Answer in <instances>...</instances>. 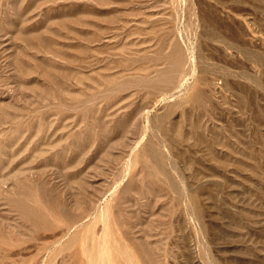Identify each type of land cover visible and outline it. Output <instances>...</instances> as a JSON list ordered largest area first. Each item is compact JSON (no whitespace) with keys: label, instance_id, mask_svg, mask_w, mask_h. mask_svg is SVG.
I'll return each instance as SVG.
<instances>
[{"label":"rangeland","instance_id":"1","mask_svg":"<svg viewBox=\"0 0 264 264\" xmlns=\"http://www.w3.org/2000/svg\"><path fill=\"white\" fill-rule=\"evenodd\" d=\"M135 261L264 264V0H0V264Z\"/></svg>","mask_w":264,"mask_h":264},{"label":"bare ground","instance_id":"2","mask_svg":"<svg viewBox=\"0 0 264 264\" xmlns=\"http://www.w3.org/2000/svg\"><path fill=\"white\" fill-rule=\"evenodd\" d=\"M93 199V198H92ZM63 212V211H62ZM64 213V212H63ZM66 213V212H65ZM68 213V212H67ZM96 215V214H95ZM101 237V236H100ZM95 239V238H94ZM72 242V241H71ZM75 243V242H74ZM77 244V243H76ZM107 245V244H106ZM117 246V245H116ZM115 247V246H114ZM120 247V246H119ZM118 247V248H119ZM145 249V248H144ZM118 250V249H117ZM91 251V250H90ZM102 251H104V250H102ZM123 251V250H122ZM133 252V251H132ZM74 254V253H73ZM99 256V255H98ZM129 256V255H128ZM116 257V256H115ZM99 258V257H98ZM91 259H93V258H91ZM131 259V258H130ZM91 262H94L93 260L91 261ZM134 263V262H133ZM90 264V263H89ZM135 264H136V261H135Z\"/></svg>","mask_w":264,"mask_h":264}]
</instances>
